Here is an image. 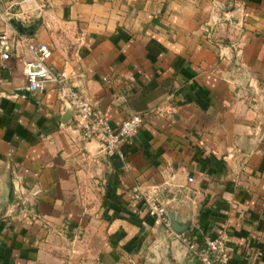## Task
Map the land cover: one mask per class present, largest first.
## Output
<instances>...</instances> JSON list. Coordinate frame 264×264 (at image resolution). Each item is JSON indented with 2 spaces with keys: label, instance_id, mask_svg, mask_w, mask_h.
<instances>
[{
  "label": "crops",
  "instance_id": "0c3cea01",
  "mask_svg": "<svg viewBox=\"0 0 264 264\" xmlns=\"http://www.w3.org/2000/svg\"><path fill=\"white\" fill-rule=\"evenodd\" d=\"M14 9L114 126L144 122L127 170L74 128L54 84L29 92L20 57L0 59V264H196L187 240L220 230L230 264H264V0ZM138 179L167 186L182 231L154 222Z\"/></svg>",
  "mask_w": 264,
  "mask_h": 264
},
{
  "label": "built area",
  "instance_id": "2783aa9c",
  "mask_svg": "<svg viewBox=\"0 0 264 264\" xmlns=\"http://www.w3.org/2000/svg\"><path fill=\"white\" fill-rule=\"evenodd\" d=\"M29 1L32 0H11L0 9V59H9L14 54L20 57L29 92H42L49 83L54 84L62 109L73 113L71 124L74 128L78 129L86 140L97 141L99 152L109 157L117 156L123 166L131 170L132 165L123 148V142L134 140L144 122L143 114L133 112L118 126H114L93 98L75 87L71 72L66 68L53 69L49 62L52 55L51 46L36 39L33 33L21 31L13 23L14 19H18L23 24H28L24 22L26 16L21 15L23 12L15 10L14 7ZM211 30L212 28H209V33ZM20 46L25 49L21 54ZM253 87L255 94H258L256 85ZM13 95L18 94L14 92ZM189 180H193V176H190ZM166 187L163 183H147L138 179L132 188L133 196L142 202L156 224L176 232L172 227L169 207L164 198ZM16 205L17 202L13 203L10 211H14ZM228 240V232L220 230L215 235L206 236L201 244L187 240V246L192 258L197 261L196 264H230L231 246Z\"/></svg>",
  "mask_w": 264,
  "mask_h": 264
},
{
  "label": "water",
  "instance_id": "95a60500",
  "mask_svg": "<svg viewBox=\"0 0 264 264\" xmlns=\"http://www.w3.org/2000/svg\"><path fill=\"white\" fill-rule=\"evenodd\" d=\"M13 23L18 26V28L23 31V32H28V33H33V28L34 26L31 24H23L20 20L18 19H14ZM170 216L172 219V227L176 232H180L183 230V228L181 227V225H179L177 223V216L176 214L172 211L170 212ZM192 264H195V261H193Z\"/></svg>",
  "mask_w": 264,
  "mask_h": 264
}]
</instances>
